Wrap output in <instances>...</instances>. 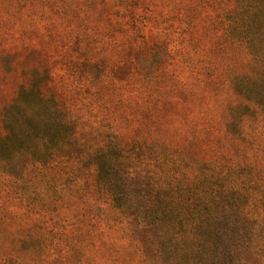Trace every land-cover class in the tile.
Masks as SVG:
<instances>
[{
    "label": "rangeland",
    "instance_id": "obj_1",
    "mask_svg": "<svg viewBox=\"0 0 264 264\" xmlns=\"http://www.w3.org/2000/svg\"><path fill=\"white\" fill-rule=\"evenodd\" d=\"M254 1L0 0V110L53 93L75 144L26 200L0 193V248L34 225L38 264H264V42L236 14ZM108 144L143 174L124 212L92 174Z\"/></svg>",
    "mask_w": 264,
    "mask_h": 264
},
{
    "label": "trees",
    "instance_id": "obj_2",
    "mask_svg": "<svg viewBox=\"0 0 264 264\" xmlns=\"http://www.w3.org/2000/svg\"><path fill=\"white\" fill-rule=\"evenodd\" d=\"M261 7L264 8V1L256 0L253 6L250 2L242 4L241 11L236 12V14L239 13V19L253 12L250 20V26L254 28V36L252 40H249L251 46H255L262 35L264 42V34L260 31L264 24L259 20ZM255 47L257 50L260 49L259 46ZM0 121V193L13 194L19 202H22L29 197L27 188L23 186L27 185L28 181L25 182L27 175L39 179L40 173L47 167H51L47 166L49 162L52 163L64 152L74 150L73 127L53 93L46 95L40 90L35 91L24 87H21L16 97L0 110ZM99 149V155L89 154L94 158L91 164L92 174H95L94 177L97 178L100 174L103 175L108 202L124 212L127 207L126 190L129 186L127 181L131 179L130 176H135L137 173L139 176L142 173L113 171L112 164H108L109 159L106 158H109L111 151L122 152V149L119 150L109 144ZM108 153L109 155H106ZM113 156L116 155L111 154V157ZM143 163L139 165L142 166ZM136 168L139 169V166ZM130 169L132 171L134 168ZM13 183H16V187L11 186ZM150 188L155 192L153 186L150 185ZM8 219L6 210L2 209L1 230L9 227L8 224L11 221ZM31 226L27 228L28 230H24L25 227L22 226L18 229L19 235L16 238L9 242L5 241L8 245L7 248H0V264H38L40 255L33 251L32 247L37 246L41 236L34 225Z\"/></svg>",
    "mask_w": 264,
    "mask_h": 264
}]
</instances>
